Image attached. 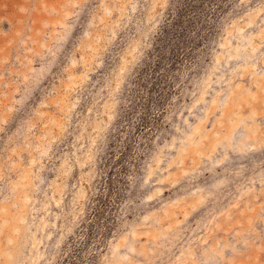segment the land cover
Masks as SVG:
<instances>
[{
	"label": "rangeland",
	"instance_id": "obj_1",
	"mask_svg": "<svg viewBox=\"0 0 264 264\" xmlns=\"http://www.w3.org/2000/svg\"><path fill=\"white\" fill-rule=\"evenodd\" d=\"M0 264H264V0H0Z\"/></svg>",
	"mask_w": 264,
	"mask_h": 264
}]
</instances>
